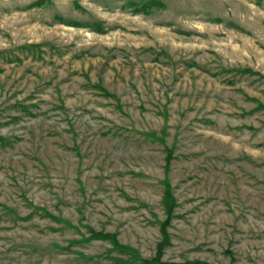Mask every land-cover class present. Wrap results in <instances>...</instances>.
I'll return each mask as SVG.
<instances>
[{
	"label": "rangeland",
	"instance_id": "1",
	"mask_svg": "<svg viewBox=\"0 0 264 264\" xmlns=\"http://www.w3.org/2000/svg\"><path fill=\"white\" fill-rule=\"evenodd\" d=\"M0 264H264V0H0Z\"/></svg>",
	"mask_w": 264,
	"mask_h": 264
},
{
	"label": "trees",
	"instance_id": "2",
	"mask_svg": "<svg viewBox=\"0 0 264 264\" xmlns=\"http://www.w3.org/2000/svg\"><path fill=\"white\" fill-rule=\"evenodd\" d=\"M172 199H173V198H172ZM172 199H170V198H169V194H167V197H166V199H165L166 202L170 204V201H169V200H172ZM171 205H172V204H171ZM167 208H168V210H170V205H167Z\"/></svg>",
	"mask_w": 264,
	"mask_h": 264
}]
</instances>
